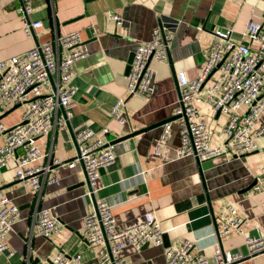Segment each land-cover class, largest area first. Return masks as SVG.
Returning <instances> with one entry per match:
<instances>
[{
  "label": "crops",
  "instance_id": "0c3cea01",
  "mask_svg": "<svg viewBox=\"0 0 264 264\" xmlns=\"http://www.w3.org/2000/svg\"><path fill=\"white\" fill-rule=\"evenodd\" d=\"M31 3V19L43 22L34 37H28L23 30L20 0H0V62L74 31L81 33L89 50L87 56L72 66L70 87H75L76 93L69 124L58 121L50 132L37 139L45 155L42 164L49 159L53 164L56 159L68 161L77 157L81 145L74 140V130L84 125L98 131L92 140L102 137L111 143L132 136L113 144L116 161L101 169L93 197L86 195L89 185L80 163L60 167L58 182L46 184L41 191L16 180L14 161L1 168L0 190L19 206L21 220L6 237L14 255L8 258L5 253L0 254V264H46L60 251L79 255L85 264H99V247L89 245L82 233L85 216L100 200L111 203L116 221L123 227L154 211L165 233H169V247L191 240L194 253L204 254L210 264H217L214 251L218 246L243 255L232 264H264V252L250 256L246 241L248 236L264 235V192L252 194L251 189L244 192L259 180L264 167V113L257 128L263 131L257 135L256 150L243 155L223 153L205 161L193 156L176 158L181 135L174 115L179 100L178 72L184 71L190 79L198 77L219 28H231L235 43H250L244 33L250 20L262 19L264 0H31ZM115 14L120 16V22L113 17ZM201 25L203 30L198 28ZM156 28L172 34L169 58L150 62L155 72L152 95H131L125 74L129 58L140 42L152 37ZM250 45L255 47L256 42ZM210 83L208 80L205 84L204 97ZM261 97L264 100V93ZM120 98L126 100L125 124L111 114ZM23 109H19L15 121L7 122L5 116L3 122L7 126L18 122ZM200 111L210 127L211 145L221 144L227 116L204 105H200ZM168 121L171 130L156 155V143ZM104 126L112 133L101 132ZM228 205H234L244 218L245 234L237 231L220 234ZM39 209H50L63 228L50 238L35 237L29 241L34 215ZM166 248L151 243L138 251L128 246L122 257L132 264H163Z\"/></svg>",
  "mask_w": 264,
  "mask_h": 264
},
{
  "label": "built area",
  "instance_id": "2783aa9c",
  "mask_svg": "<svg viewBox=\"0 0 264 264\" xmlns=\"http://www.w3.org/2000/svg\"><path fill=\"white\" fill-rule=\"evenodd\" d=\"M19 12L23 17V30L28 37H34L36 30L43 26L42 20L31 19V0H20ZM113 17L121 21L119 15ZM203 30L201 25L198 27ZM217 39L207 53L206 61L195 79H190L184 71L177 74L179 100L174 111L180 125L181 142L176 150V158L193 156L199 161L208 160L219 154L243 155L258 148L257 129L261 114L264 113V14L261 20H250L244 35L250 43H235L231 39V28L215 31ZM172 34L161 28L153 31L152 37L138 44L130 72L127 88L131 95L140 93L152 95L154 92V69L152 60L164 62L169 58ZM89 50L83 43L81 33L74 31L56 36L54 42L38 43L23 54L0 62V117L9 103L23 107L20 120L7 126L0 118V169L14 161L15 178L25 187L41 191L46 184L58 182L60 167L83 166L89 190L93 197L101 169L112 165L117 158L113 144L102 137L92 140L98 132L89 125L74 130V140L80 150L74 159H56L52 164H42L45 155L37 145V139L46 135L56 122L69 124L75 105V87H70L75 61L87 56ZM217 73V75H214ZM208 80L211 83L204 88ZM200 105L227 116L224 138L221 144L211 145V131L203 118ZM111 114L119 123L128 121L126 100L118 99ZM171 122L163 124V132L156 143L154 152L159 155L164 141L171 130ZM101 132H112L104 126ZM47 156V154H46ZM50 158V154L48 155ZM54 165V166H53ZM54 170L53 174L50 171ZM264 192V167L251 193ZM21 220L18 205L0 190V254L8 258L14 252L6 240L14 225ZM29 241L35 237L50 238L62 231L63 224L50 209H39L34 215ZM245 220L234 205H228L220 224V234L232 231L245 234ZM165 230L155 212H148L135 223L120 226L114 216L112 205L106 200L95 203L93 210L85 216L83 237L89 245H96L99 264H132L122 252L128 246L140 251L147 243L164 245ZM249 255L264 252V235L247 237ZM194 244L185 240L176 247L165 249L163 264H210L204 254L194 253ZM217 264H232L243 258L240 253L224 251L217 247L214 251ZM46 264H85L79 255L70 256L60 251Z\"/></svg>",
  "mask_w": 264,
  "mask_h": 264
},
{
  "label": "water",
  "instance_id": "95a60500",
  "mask_svg": "<svg viewBox=\"0 0 264 264\" xmlns=\"http://www.w3.org/2000/svg\"><path fill=\"white\" fill-rule=\"evenodd\" d=\"M134 55H135V53H133L131 56H130V58H129V61H128V66H127V68H126V75H128L129 74V72H130V68H131V64H132V62H133V59H134ZM150 63V62H149ZM20 107V105H16V106H14L12 109H10L9 111H7V112H5L0 118L2 119L3 117H5L9 112H11V111H13V110H15V109H17V108H19ZM217 114H220V111H218V113ZM135 134V133H134ZM132 136V134H129V135H126V136H123V137H120V138H118V139H116V140H114V141H112L111 143L112 144H114V143H118V142H120V141H122V140H124V139H126V138H129V137H131ZM258 181H254L251 185H249L247 188H245L244 189V192H247V191H249L250 189H252V187L257 183ZM149 245V243H147L144 247H146V246H148ZM171 244H170V240H169V233H164V246H166V247H169ZM256 255V254H255Z\"/></svg>",
  "mask_w": 264,
  "mask_h": 264
},
{
  "label": "rangeland",
  "instance_id": "374dc122",
  "mask_svg": "<svg viewBox=\"0 0 264 264\" xmlns=\"http://www.w3.org/2000/svg\"><path fill=\"white\" fill-rule=\"evenodd\" d=\"M9 104H11V105H9V107L7 108V110L5 112L9 111L10 109H12L15 106V104H13V103H9ZM20 108L21 107H19V108L15 109V110L11 111L10 113H8L6 115V117H5L6 121L8 122V120H11V119H14L13 121H15V117H16V115H17V113H18ZM16 123H14V124H16Z\"/></svg>",
  "mask_w": 264,
  "mask_h": 264
}]
</instances>
